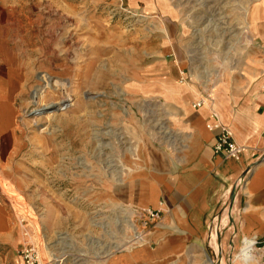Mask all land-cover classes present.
<instances>
[{
    "label": "rangeland",
    "instance_id": "rangeland-1",
    "mask_svg": "<svg viewBox=\"0 0 264 264\" xmlns=\"http://www.w3.org/2000/svg\"><path fill=\"white\" fill-rule=\"evenodd\" d=\"M255 8L264 15V0H0V62L19 84L0 199L26 218L41 264H102L135 247L117 179L134 143L163 139L164 89L177 90L168 54L184 41L202 56L228 51ZM234 218L227 200L209 231L213 264H244ZM23 242L15 224L0 235V264H18Z\"/></svg>",
    "mask_w": 264,
    "mask_h": 264
},
{
    "label": "crops",
    "instance_id": "crops-1",
    "mask_svg": "<svg viewBox=\"0 0 264 264\" xmlns=\"http://www.w3.org/2000/svg\"><path fill=\"white\" fill-rule=\"evenodd\" d=\"M254 12L247 32L239 33L237 41L226 39L228 51L202 56L184 41L185 48L168 54L170 61L162 69L164 74L175 70L177 90L164 89L163 101L170 109L163 139L157 140L154 132L148 142L134 143L135 152L117 179L125 185L127 204L135 212L161 211L164 222L150 230L147 244L115 253L102 264H213L217 252L209 243L210 226L231 199L237 238H264V159L256 155L264 148V15L260 8ZM234 41L237 45L231 47ZM8 68L0 62L4 164L19 145L15 107L19 84L14 68ZM181 74L189 81L179 83ZM202 86L211 89L213 108L234 142L244 148L237 162L213 154L214 133L206 129L208 108L192 107ZM14 224L11 205L0 199V235ZM226 256L230 261V250Z\"/></svg>",
    "mask_w": 264,
    "mask_h": 264
},
{
    "label": "built area",
    "instance_id": "built-area-1",
    "mask_svg": "<svg viewBox=\"0 0 264 264\" xmlns=\"http://www.w3.org/2000/svg\"><path fill=\"white\" fill-rule=\"evenodd\" d=\"M189 79L181 74L179 83L188 82ZM200 98L193 104V108L198 110L200 108H208L209 121L206 124V129L214 133L213 154L221 156L223 160H231L237 162L240 160L244 148L233 140V134L229 127L224 125L213 108V97L210 92V88L202 86L200 87ZM256 155L259 159H264V148L258 150ZM135 230L133 244L140 246L147 244L149 241L147 236L152 228L160 226L164 222V216L161 211L153 209H143L136 211L134 214ZM15 225L21 233V237L24 240L19 244L18 250V264H41V259L37 247L29 242L30 229L27 220L24 216L15 217ZM214 225L212 224L210 228ZM241 243L244 247L245 244H249L251 248V259L244 264H264V238L259 239L256 237L243 238ZM237 259V258H236ZM240 260V259H239ZM241 261V260H240Z\"/></svg>",
    "mask_w": 264,
    "mask_h": 264
},
{
    "label": "bare ground",
    "instance_id": "bare-ground-1",
    "mask_svg": "<svg viewBox=\"0 0 264 264\" xmlns=\"http://www.w3.org/2000/svg\"><path fill=\"white\" fill-rule=\"evenodd\" d=\"M242 250H243V252H242ZM242 250L240 251V254L238 256L241 255L240 260L243 261L244 263H247L251 259V256H250V252H251L250 245L249 244H245L244 247L242 248ZM241 252L243 253V255H242ZM245 257H246V259H245Z\"/></svg>",
    "mask_w": 264,
    "mask_h": 264
}]
</instances>
